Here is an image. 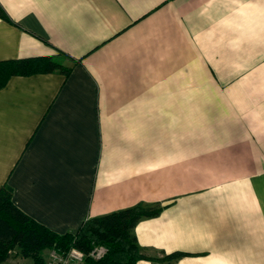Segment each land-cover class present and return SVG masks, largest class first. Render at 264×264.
I'll use <instances>...</instances> for the list:
<instances>
[{
	"label": "crops",
	"instance_id": "crops-1",
	"mask_svg": "<svg viewBox=\"0 0 264 264\" xmlns=\"http://www.w3.org/2000/svg\"><path fill=\"white\" fill-rule=\"evenodd\" d=\"M0 4V61L74 62L0 87V186L19 209L62 234L159 203L133 230L145 253L264 264V0Z\"/></svg>",
	"mask_w": 264,
	"mask_h": 264
},
{
	"label": "trees",
	"instance_id": "trees-1",
	"mask_svg": "<svg viewBox=\"0 0 264 264\" xmlns=\"http://www.w3.org/2000/svg\"><path fill=\"white\" fill-rule=\"evenodd\" d=\"M0 18L12 22L0 4ZM73 61H60L53 56H30L0 61V87L12 75H27L35 72L57 70L68 75ZM162 209L159 203H138L134 206L86 218L74 232L57 233L24 213L12 201V188L0 186V264L6 261L14 249L23 257L32 259L33 264H45L42 251L56 249L64 251L77 247L86 253L79 264H136L140 258L155 264H169L182 252L155 256L149 255L137 244L134 227L143 219L156 216ZM93 245L106 247L100 258L88 255Z\"/></svg>",
	"mask_w": 264,
	"mask_h": 264
},
{
	"label": "built area",
	"instance_id": "built-area-1",
	"mask_svg": "<svg viewBox=\"0 0 264 264\" xmlns=\"http://www.w3.org/2000/svg\"><path fill=\"white\" fill-rule=\"evenodd\" d=\"M106 252V247L103 245H93L88 255L93 258H100ZM86 253L77 247H70L67 250L59 251L50 249L45 264H79L83 262Z\"/></svg>",
	"mask_w": 264,
	"mask_h": 264
},
{
	"label": "rangeland",
	"instance_id": "rangeland-1",
	"mask_svg": "<svg viewBox=\"0 0 264 264\" xmlns=\"http://www.w3.org/2000/svg\"><path fill=\"white\" fill-rule=\"evenodd\" d=\"M236 160L238 161L237 164H240V163L243 162L244 159H243L242 157H238V158H236ZM257 160H258V159H257ZM252 161H254V160L252 159ZM10 256H12V258H15L16 256L23 257V256H21V255L19 254V250H18V249H14V250L11 252V255H10ZM47 257H48V256L44 257V259L46 260ZM22 264H25V263H22Z\"/></svg>",
	"mask_w": 264,
	"mask_h": 264
}]
</instances>
